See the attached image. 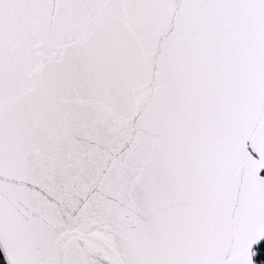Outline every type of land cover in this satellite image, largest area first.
I'll return each instance as SVG.
<instances>
[{
    "label": "snow or ice",
    "instance_id": "6c2138e0",
    "mask_svg": "<svg viewBox=\"0 0 264 264\" xmlns=\"http://www.w3.org/2000/svg\"><path fill=\"white\" fill-rule=\"evenodd\" d=\"M4 264H264V0H0Z\"/></svg>",
    "mask_w": 264,
    "mask_h": 264
},
{
    "label": "trees",
    "instance_id": "16d2710c",
    "mask_svg": "<svg viewBox=\"0 0 264 264\" xmlns=\"http://www.w3.org/2000/svg\"><path fill=\"white\" fill-rule=\"evenodd\" d=\"M3 261H4V256L2 251L0 250V264H2Z\"/></svg>",
    "mask_w": 264,
    "mask_h": 264
},
{
    "label": "rangeland",
    "instance_id": "374dc122",
    "mask_svg": "<svg viewBox=\"0 0 264 264\" xmlns=\"http://www.w3.org/2000/svg\"><path fill=\"white\" fill-rule=\"evenodd\" d=\"M2 251V250H1ZM4 256V255H3ZM2 264H4V261L2 262Z\"/></svg>",
    "mask_w": 264,
    "mask_h": 264
},
{
    "label": "water",
    "instance_id": "95a60500",
    "mask_svg": "<svg viewBox=\"0 0 264 264\" xmlns=\"http://www.w3.org/2000/svg\"><path fill=\"white\" fill-rule=\"evenodd\" d=\"M3 253V252H2Z\"/></svg>",
    "mask_w": 264,
    "mask_h": 264
}]
</instances>
